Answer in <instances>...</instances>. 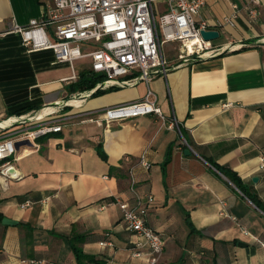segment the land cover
I'll return each mask as SVG.
<instances>
[{"label": "crops", "instance_id": "crops-1", "mask_svg": "<svg viewBox=\"0 0 264 264\" xmlns=\"http://www.w3.org/2000/svg\"><path fill=\"white\" fill-rule=\"evenodd\" d=\"M45 1L0 0V123L51 103L56 118L74 117L63 132L17 150L9 161L17 177L0 176V264H150L117 203L136 207L137 195L154 198L147 222L166 242L158 264H264V211L214 168L236 173L264 203V0L256 22L248 0H205L198 21L220 33L212 45L236 51L191 60L150 83L99 89L74 107L65 103L81 92L66 89L92 76L91 66L78 72L52 51L28 52L14 32L41 18ZM166 9L159 3L158 15ZM178 54L165 57L174 65ZM149 89L165 119L91 121Z\"/></svg>", "mask_w": 264, "mask_h": 264}, {"label": "built area", "instance_id": "built-area-1", "mask_svg": "<svg viewBox=\"0 0 264 264\" xmlns=\"http://www.w3.org/2000/svg\"><path fill=\"white\" fill-rule=\"evenodd\" d=\"M159 3L167 6L160 15L157 12ZM259 3L260 0H248L246 5L251 20L255 22L260 15ZM205 4V0H46L42 17L32 19L24 27L14 26V32L21 35L28 52L52 51L57 63H68L74 67L78 61L91 60L92 73L103 79L94 89L77 93L65 103L66 107H74V104H69L71 100L82 103L99 89L124 88L142 81L150 83L156 76L166 75L191 60L236 51L235 47L229 45L216 48L212 41L204 40L202 32L209 31L210 27L207 21H198V16ZM235 18H226L225 24H233ZM173 42L179 43L180 48L177 63L171 65L162 45ZM131 75V79L124 80V77ZM46 106L41 111L11 116L0 123V132L4 133V139L0 141L1 177H17L16 174H9L14 168L9 159L16 154L18 142L28 140L34 143L48 135L61 133L64 129L62 122L74 117L56 118L59 111L54 109L46 113ZM149 114L165 119L152 89L148 90L142 101L107 108L101 118L91 121L103 126L104 122ZM13 119L16 121L11 122ZM175 125L178 122L174 118L170 126ZM142 163L146 168H151V164L144 159ZM259 170L264 171V157L260 158ZM134 185L133 177L132 191ZM136 198V207L117 200L123 223L137 237L139 249L149 248L150 264H158L166 242L147 222L148 210L154 198L148 196L146 203L143 197L137 195ZM136 255L141 256V253Z\"/></svg>", "mask_w": 264, "mask_h": 264}, {"label": "trees", "instance_id": "trees-1", "mask_svg": "<svg viewBox=\"0 0 264 264\" xmlns=\"http://www.w3.org/2000/svg\"><path fill=\"white\" fill-rule=\"evenodd\" d=\"M93 74V73H92ZM93 77V78H92ZM102 76H95V74L91 75H84L80 77L79 81L72 86L73 92H85L90 91L96 87L99 81H102ZM32 110L31 108L22 109L17 112V116H21L26 114L27 111ZM214 168L219 170L222 174H224L242 193L246 195L258 208L264 211V203H262L256 196L252 195L247 191V188L245 187L243 181L241 178L234 172L222 168L218 165H214ZM2 217V216H1ZM76 252L79 254L78 250L76 249ZM81 255H79V258L82 259Z\"/></svg>", "mask_w": 264, "mask_h": 264}, {"label": "water", "instance_id": "water-1", "mask_svg": "<svg viewBox=\"0 0 264 264\" xmlns=\"http://www.w3.org/2000/svg\"><path fill=\"white\" fill-rule=\"evenodd\" d=\"M202 36H203V38H204V40L205 41H214V40H217V39H219V37H220V33L218 32V31H211V30H209V31H203L202 32ZM24 145H32V143L30 142V141H28V140H26V141H22V142H18L17 144H16V148H17V150H19L20 149V147H22V146H24ZM193 151H192V149L190 148V147H188V150L186 151V154H190V153H192ZM9 174H16V169L15 168H12L10 171H9ZM258 179H254V181L256 182ZM3 223L5 224V225H16L17 223L16 222H14V221H12V220H10V219H7V218H5L4 220H3Z\"/></svg>", "mask_w": 264, "mask_h": 264}, {"label": "rangeland", "instance_id": "rangeland-1", "mask_svg": "<svg viewBox=\"0 0 264 264\" xmlns=\"http://www.w3.org/2000/svg\"><path fill=\"white\" fill-rule=\"evenodd\" d=\"M219 40H214V42H218ZM163 51L165 53V56L167 58H170L171 56L177 55L178 51L175 47L174 43H166L162 45ZM91 66V60H83V61H79L76 63V69L78 72H82L83 69H89ZM68 91V93L70 95L74 94L73 89L71 87H69L68 89H66ZM2 141V140H0ZM10 161V159H9Z\"/></svg>", "mask_w": 264, "mask_h": 264}, {"label": "bare ground", "instance_id": "bare-ground-1", "mask_svg": "<svg viewBox=\"0 0 264 264\" xmlns=\"http://www.w3.org/2000/svg\"><path fill=\"white\" fill-rule=\"evenodd\" d=\"M231 47H234V46H231ZM210 54H207L206 56H209ZM69 104H74V105H78V104H80V101H78V100H76V99H73V100H71L70 102H69ZM55 106L56 105H48V106H46L45 107V111H46V113H49V112H51V111H53L54 109H55ZM12 121H16V119H13V120H11V122ZM6 126L7 125V123L6 124H3V126Z\"/></svg>", "mask_w": 264, "mask_h": 264}]
</instances>
